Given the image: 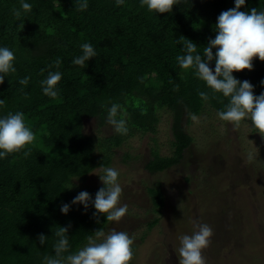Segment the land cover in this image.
I'll list each match as a JSON object with an SVG mask.
<instances>
[{"label":"trees","instance_id":"trees-1","mask_svg":"<svg viewBox=\"0 0 264 264\" xmlns=\"http://www.w3.org/2000/svg\"><path fill=\"white\" fill-rule=\"evenodd\" d=\"M28 2L31 13L16 19L11 9L19 8V0H0V46L13 50L17 69L0 84V99H4L0 114L22 111L35 137L28 157L12 153L0 160V264H40L44 255L54 254L59 226L70 225L69 251L83 246L86 237L104 229L108 221L102 214L93 217L91 203L86 210L77 203L67 214L60 213V205L80 191L94 198L103 186H81L74 180L110 166L116 151L131 137L156 133L161 112L171 114V153L155 151L145 168L158 172L177 165L193 140L183 118L188 122L189 113L201 115L208 109L216 113L227 102L226 98L202 102L197 91L208 89L191 70L179 68L175 57L182 54V37L202 52L215 36L216 17L233 7L234 0H183L170 12L154 14L140 7L139 0H125L119 6L114 0H88L84 11L76 9L75 0ZM253 7L264 8V0H245L239 10ZM85 42L93 45L97 55L82 69L71 61ZM57 58L61 60L60 92L50 98L42 94L39 81L48 71L57 70ZM252 65L251 70L232 74L248 80L253 94L259 95L264 91L260 83L264 61L253 57ZM25 75L30 77L24 87L27 99L16 82ZM108 101L122 106L129 128L126 136L107 125ZM86 119H94L96 127H108L109 132L86 131ZM147 191L153 211L160 214L164 205L160 185ZM157 222L158 217L152 218L148 227ZM38 234L47 237L44 245Z\"/></svg>","mask_w":264,"mask_h":264},{"label":"rangeland","instance_id":"rangeland-1","mask_svg":"<svg viewBox=\"0 0 264 264\" xmlns=\"http://www.w3.org/2000/svg\"><path fill=\"white\" fill-rule=\"evenodd\" d=\"M198 116L204 117L200 123L183 118L193 140L175 166L158 172L145 168L155 151L171 153L167 112H161L156 133L131 137L113 157L110 166L119 171L120 204L127 205V212L103 230L115 228L133 238L128 264H179V237L191 235L197 223L213 229L202 250L205 264H264V138L250 133L245 123L233 128L218 120L211 109ZM84 128L109 132L108 127H96L94 119H86ZM250 153L256 159L250 161ZM98 173L95 169L74 182L100 185ZM157 184L164 194L160 214L153 211L147 191ZM154 217L158 222L149 228Z\"/></svg>","mask_w":264,"mask_h":264},{"label":"clouds","instance_id":"clouds-1","mask_svg":"<svg viewBox=\"0 0 264 264\" xmlns=\"http://www.w3.org/2000/svg\"><path fill=\"white\" fill-rule=\"evenodd\" d=\"M183 0H139L140 7L149 13L170 12L173 5H179ZM76 9L84 11L88 8V0H75ZM115 5L125 3V0H114ZM245 4V0H234V6L221 11L214 24V38H210L202 52L197 50V45L191 40L182 37V54L175 57L179 68L191 70L192 75L202 81L207 91H197V95L204 103L214 99L223 102L221 109L216 110V118L227 122L233 128L245 123L252 132L259 133L264 138V91L259 95L253 94V85L248 80H239L233 76V72L251 70L252 59L255 57L264 61V8H251L247 11L239 10ZM32 11V4L28 0H19V8H12L14 18L27 16ZM179 43V42H178ZM80 54L72 58L73 65L84 68L90 58L97 55L91 43L85 42L79 45ZM213 49L215 51L213 52ZM15 54L7 46H0V84L5 77L14 75L17 71L14 66ZM61 60L57 58L54 65L57 70L48 71L44 79L39 81L43 95L56 98L60 89L58 83L62 78L59 71ZM214 63L210 68L209 64ZM44 71L43 69L41 70ZM30 77L25 75L17 78L21 86L19 91L27 99L24 87L28 85ZM264 86V79L260 81ZM104 109L106 105L101 103ZM4 108V99H0V110ZM122 106L118 102L108 101L105 121L111 126L114 133L126 136L129 132L127 120ZM193 123H200L204 117L195 113H189ZM34 132L26 125L22 111H7L0 114V160L12 153H22L28 157L31 153V145L34 141ZM257 150V149H256ZM251 161L256 159L251 153L248 155ZM102 183L94 198H90L87 191H80L68 203H62L59 211L67 214L71 205L79 203L83 209H87L89 203L94 208L93 217L99 214L104 216V221L119 222L127 212V205L120 204L122 192L119 183V171L112 166H100L96 174ZM70 188V187H69ZM69 226H59L54 233L56 237L51 255H44L40 264H128L133 257V238L126 231H117L110 228L105 232L99 228L86 237V243L69 251ZM213 229L207 223H197L196 230L191 235L184 234L179 237V264H205L202 250L210 243ZM46 236L38 234V241L45 244Z\"/></svg>","mask_w":264,"mask_h":264}]
</instances>
